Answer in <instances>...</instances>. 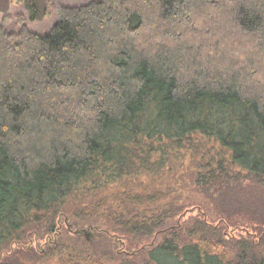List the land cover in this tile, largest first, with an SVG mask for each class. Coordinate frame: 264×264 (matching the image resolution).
<instances>
[{
	"label": "trees",
	"instance_id": "obj_1",
	"mask_svg": "<svg viewBox=\"0 0 264 264\" xmlns=\"http://www.w3.org/2000/svg\"><path fill=\"white\" fill-rule=\"evenodd\" d=\"M59 13L47 33L0 23V264H264V0ZM188 157L196 216L127 189Z\"/></svg>",
	"mask_w": 264,
	"mask_h": 264
},
{
	"label": "rangeland",
	"instance_id": "obj_2",
	"mask_svg": "<svg viewBox=\"0 0 264 264\" xmlns=\"http://www.w3.org/2000/svg\"><path fill=\"white\" fill-rule=\"evenodd\" d=\"M34 0H0V23L3 21L4 18L8 20V27L10 30H15L18 28L16 26V16L17 14L24 15L25 18L28 19V26L35 32L40 33H47L49 30L60 20V13L59 10L62 6H82L83 4H88L93 2L94 0H35L39 11L37 12V16L33 19L31 16V10L29 8V2H33ZM34 12V9H33ZM183 163V162H182ZM175 170L169 171L168 174L158 175L155 180L148 176H140L135 179V182H130L127 186L132 190H140V191H149L152 193L161 192L164 195L163 203L172 202L176 206L183 207V209H187L184 212L182 217V222L187 220L190 217L196 216L198 214V207L191 208L192 204L195 202H201L206 205L207 208H210L208 204H206V199L202 198V194L198 191V188L193 186V176L197 171V166L195 164V160L191 158H187L186 162L183 166L179 167V169L174 168ZM112 186L110 189L105 190L102 192V195L106 199L107 202L111 203L115 196L117 197L120 192L123 191L122 186ZM129 190V189H128ZM164 205V204H162ZM160 205V208L162 207ZM67 220L69 227L72 228L70 224V219L65 218L64 221ZM107 219L104 218L103 222L100 221L101 226L105 225ZM74 230V229H73ZM105 230V226L99 231ZM232 234L234 235H246L244 229L238 228L231 230ZM103 233V232H102ZM75 234V233H74ZM83 238H85L90 243L96 241V236L98 235L97 232L93 228H83L81 234ZM99 236V235H98ZM153 242V241H152ZM160 242L157 240L153 242L155 245L156 243ZM35 249H44L46 246V240L43 238H37L36 241L32 243ZM102 249L104 250V246H108L107 243L103 241L100 244ZM14 248H12L13 251ZM106 250V249H105ZM24 264H34L28 263V260L23 258ZM43 264H58L55 259L45 261Z\"/></svg>",
	"mask_w": 264,
	"mask_h": 264
}]
</instances>
